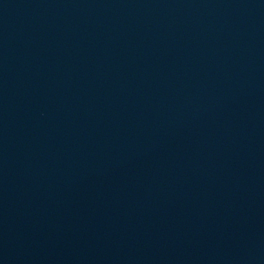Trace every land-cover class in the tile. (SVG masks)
Listing matches in <instances>:
<instances>
[{
  "label": "water",
  "instance_id": "95a60500",
  "mask_svg": "<svg viewBox=\"0 0 264 264\" xmlns=\"http://www.w3.org/2000/svg\"><path fill=\"white\" fill-rule=\"evenodd\" d=\"M0 264H264V0H0Z\"/></svg>",
  "mask_w": 264,
  "mask_h": 264
}]
</instances>
